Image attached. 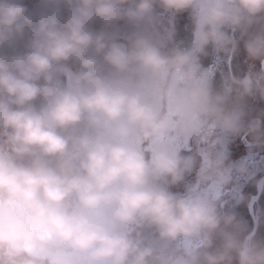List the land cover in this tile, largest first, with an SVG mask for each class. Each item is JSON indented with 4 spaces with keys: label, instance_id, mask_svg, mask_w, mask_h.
Masks as SVG:
<instances>
[{
    "label": "clouds",
    "instance_id": "obj_1",
    "mask_svg": "<svg viewBox=\"0 0 264 264\" xmlns=\"http://www.w3.org/2000/svg\"><path fill=\"white\" fill-rule=\"evenodd\" d=\"M64 2L66 16L34 19L0 0V264H264V242L218 208L233 172L225 155L204 151L197 184L170 191L193 171L181 148L194 139L219 129L264 142L259 122L243 127L230 107L233 93L264 96V75L217 93L196 63L210 44L231 52L224 29L264 20V0ZM153 4L192 10L191 49L165 50ZM122 19L126 42L90 30ZM26 29V51H3ZM245 46L264 61V36Z\"/></svg>",
    "mask_w": 264,
    "mask_h": 264
},
{
    "label": "trees",
    "instance_id": "obj_2",
    "mask_svg": "<svg viewBox=\"0 0 264 264\" xmlns=\"http://www.w3.org/2000/svg\"><path fill=\"white\" fill-rule=\"evenodd\" d=\"M28 9V13L37 18L42 13H50L54 10H59L62 15L67 14V5L64 0H17ZM140 0H127V2L122 5V8L135 10ZM66 10V11H65ZM160 15H165L167 18L174 16L173 23L175 26L172 32V40L169 42L167 39V44L165 50L176 47L181 50H189L192 48L193 42V31H194V20L192 17V10H186L183 12H173L170 10H165L159 4H153L151 10L148 13V17L154 22ZM261 26V20L254 23L249 28L245 29H233L225 28V32L230 36L234 42V49L231 52L218 51L213 45H209L205 52L202 54H197L196 63L199 65L201 71L207 77L208 82L214 92H223L226 82L230 81L232 78L244 79L247 76H251V68L255 67L260 59L252 58L249 56L246 50V43L249 39L254 37V34L259 30ZM168 27L165 28V31ZM90 30L95 33H100L103 31H108L117 36V38L126 40L127 35L131 31V26L128 24L127 20L122 19L117 21L113 25L105 29L104 25L99 21H95L90 25ZM164 31L161 32L164 35ZM24 37L29 40L30 32L26 29L23 33ZM3 51H5L3 49ZM6 52V51H5ZM73 70L77 69V65H69ZM60 79L63 81L65 77L60 75ZM245 95L242 99H237L233 93L230 96V107L233 109L242 108L251 103L252 95ZM36 105L39 106V100H37ZM257 119L260 124V132L264 134V100L261 101L259 105V111L257 114ZM251 139L254 142L253 135L250 133ZM261 150L259 154L264 153V142L258 144ZM182 155L187 156L188 152L186 150L181 151ZM261 173H258L255 177H258ZM245 194V195H244ZM257 194V187L255 184L248 185L243 188L242 197L255 196ZM247 201V200H246ZM244 199L240 200V203L234 207V204L229 202L227 210L224 214L233 215L236 221L243 228V235L251 232L253 227L254 219H256L257 227L251 236L254 240L258 242H264V186L257 197V199L252 204L253 214H250L249 209L245 208ZM244 208V210H243ZM220 240L217 239L214 242V247L219 246ZM233 264H238L234 259Z\"/></svg>",
    "mask_w": 264,
    "mask_h": 264
},
{
    "label": "rangeland",
    "instance_id": "obj_3",
    "mask_svg": "<svg viewBox=\"0 0 264 264\" xmlns=\"http://www.w3.org/2000/svg\"><path fill=\"white\" fill-rule=\"evenodd\" d=\"M66 11V10H65ZM174 16L167 18L165 15H160L153 24L158 28L160 32H165L162 35L164 39V47L167 44L166 37L168 32H173L175 29L173 23ZM168 29L165 31V28ZM264 36V20H261V26L259 30L254 34ZM120 42H126V40L120 39ZM28 39L24 37V34L16 36L14 44L11 48L5 47L4 50L8 54L23 53L26 51V44ZM251 76L264 75V61L261 59L255 63V67L251 68ZM251 103L241 108L242 113L245 116V122L243 127L254 122H259L257 114L259 111V105L264 100V96H261L259 88H254L252 91ZM258 144L254 143L251 139L250 133L241 132L239 134L225 133L219 129L212 131L200 138L194 139L186 146L181 148V151L186 150L187 156L193 157L194 168L189 174H186L184 179L176 185L170 186V191L178 194H186L187 190L197 184L196 172L201 162V153L207 150H211L213 153L219 152L227 157V163L232 166V179L228 185H226L218 194V208L225 213L228 207V203L234 204V207L240 203L241 199H244L245 208L247 206L250 209V205L255 201V196L242 197L243 188L248 185L255 184L257 192L261 188V180L264 179V153L259 154L261 150L257 147ZM244 167L246 171L240 172L237 169ZM258 173H261L258 177H255ZM245 195V194H244ZM244 210V208H243ZM250 212L252 210L250 209ZM251 232L245 234V236H252L255 230L256 219H254Z\"/></svg>",
    "mask_w": 264,
    "mask_h": 264
},
{
    "label": "flooded vegetation",
    "instance_id": "obj_4",
    "mask_svg": "<svg viewBox=\"0 0 264 264\" xmlns=\"http://www.w3.org/2000/svg\"><path fill=\"white\" fill-rule=\"evenodd\" d=\"M235 110H238V111H240V112L242 113L241 108H237V109H235ZM245 119H246V118H245L244 114L242 113V117H241V125L244 124ZM254 143H255V142H254Z\"/></svg>",
    "mask_w": 264,
    "mask_h": 264
},
{
    "label": "water",
    "instance_id": "obj_5",
    "mask_svg": "<svg viewBox=\"0 0 264 264\" xmlns=\"http://www.w3.org/2000/svg\"><path fill=\"white\" fill-rule=\"evenodd\" d=\"M261 182H264V179H262Z\"/></svg>",
    "mask_w": 264,
    "mask_h": 264
}]
</instances>
